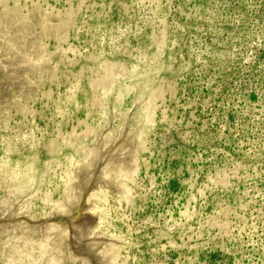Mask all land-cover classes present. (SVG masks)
Listing matches in <instances>:
<instances>
[{
  "label": "rangeland",
  "instance_id": "obj_1",
  "mask_svg": "<svg viewBox=\"0 0 264 264\" xmlns=\"http://www.w3.org/2000/svg\"><path fill=\"white\" fill-rule=\"evenodd\" d=\"M8 10L0 264L52 227L71 237L62 264H264V0ZM41 250L23 263L45 264Z\"/></svg>",
  "mask_w": 264,
  "mask_h": 264
},
{
  "label": "bare ground",
  "instance_id": "obj_2",
  "mask_svg": "<svg viewBox=\"0 0 264 264\" xmlns=\"http://www.w3.org/2000/svg\"><path fill=\"white\" fill-rule=\"evenodd\" d=\"M17 12H18V14H19V11H16V10H11V11H7V12H5V13H3V14H1V15H3L2 16V18H1V20H0V23H1V25H2V32H1V37H0V41H2V40H4L5 41V37L6 36H9V35H11V34H13L16 30L15 29H17L16 27V25H17V22H18V17L20 16V15H18L17 14ZM1 17V16H0ZM21 19V18H20ZM22 20H24V18L22 19ZM19 23V22H18ZM22 23V22H21ZM26 23V22H25ZM25 23H23V25H22V27H24V28H26L25 27V25H27V24H25ZM19 25V24H18ZM28 26V25H27ZM1 27V26H0ZM23 28V29H24ZM48 28V27H47ZM22 29V30H23ZM27 29H29V28H27ZM61 29V28H60ZM50 30V29H49ZM18 31V30H17ZM29 31H30V29H29ZM29 31L28 32H22L23 33V35L21 34V32L19 31V34H21V36H26V34H28L29 33ZM51 33V32H50ZM53 33V32H52ZM13 36V35H12ZM43 36V35H42ZM52 36V35H51ZM9 41V40H8ZM31 41V40H30ZM35 41V40H34ZM33 42V41H32ZM38 41H37V39H36V41L35 42H33L32 43V45L35 47V43H37ZM9 45H10V43H9ZM31 46V45H30ZM37 46H39V44H37ZM33 49V48H32ZM33 53V52H32ZM37 55V54H36ZM42 58V57H41ZM30 68V67H29ZM12 75V74H11ZM12 77V76H11ZM13 78H14V76H13ZM24 82V81H23ZM22 84V83H21ZM6 85V84H5ZM18 85V84H17ZM16 85V86H17ZM4 86V85H3ZM1 88H3V87H1ZM4 88H5V86H4ZM4 89H0V104H4L5 102H7V99H6V93L3 91ZM15 90V89H14ZM18 90V89H17ZM22 91H23V93L25 92L24 90H19V92H17V95H18V93L20 94V92L22 93ZM11 92V91H10ZM29 94V93H28ZM12 101V100H11ZM12 104L14 103V102H11ZM4 110H5V108H2V109H0V115L4 112ZM112 141H113V139H112ZM111 141V142H112ZM123 141V140H122ZM125 141V140H124ZM110 142V143H111ZM102 143H104V141L102 142ZM108 143V142H107ZM121 143V142H120ZM102 147H103V145H102ZM104 147H107V145L106 146H104ZM111 147V146H110ZM119 147V146H118ZM98 148V147H97ZM122 147H120V150H121V152H122V149H121ZM120 150H119V152H120ZM120 152V153H121ZM114 158H117V157H114ZM113 158V159H114ZM117 160H115L114 162L115 163H117L118 165H120V164H122L121 162H120V164L118 163V162H116ZM100 163V162H99ZM102 165V164H101ZM100 167H102V166H100ZM100 167H99V169H100ZM109 166H107V168H108ZM111 167V166H110ZM120 167H122V166H118L117 168V172L119 173L120 172ZM104 168V167H103ZM124 169H122V171H123ZM101 173H104V172H101ZM106 173V172H105ZM121 174V173H120ZM92 178H94V175L92 176ZM103 178V177H102ZM105 179V178H104ZM98 180V179H97ZM103 180V179H102ZM90 181H93L92 179H90ZM101 182V181H100ZM108 182V181H107ZM89 183V182H88ZM91 183V182H90ZM78 184V183H77ZM102 184V183H101ZM100 184V185H101ZM122 191V190H121ZM70 192V195L72 196L73 194H71V191H68V193ZM123 192V191H122ZM83 193V192H82ZM69 195V196H70ZM73 196H75V195H73ZM67 197V196H66ZM70 198V197H69ZM81 198V197H80ZM71 199H73V197L71 198ZM72 202V201H71ZM69 204V203H68ZM70 205V204H69ZM58 207V206H57ZM69 209V208H68ZM80 209V208H79ZM65 211V210H64ZM70 213V212H69ZM74 213V212H73ZM79 213V212H78ZM69 216V215H68ZM74 217V216H73ZM72 218V217H71ZM75 218V217H74ZM78 218V217H77ZM67 221H68V219H66ZM81 220V219H80ZM60 221V220H59ZM57 222V221H56ZM44 223V222H43ZM20 226V225H19ZM21 226H22V224H21ZM53 226V225H52ZM76 226H78V224L76 225ZM38 227V226H37ZM74 227V226H73ZM4 228V227H3ZM49 228V227H48ZM57 228V227H56ZM56 228H53L52 227V229H51V231L49 230H47L48 231V234H51V236H50V238H49V240H47V239H45L44 238V240H46L45 242L46 243H44L42 246L43 247H41L40 246V244H38V237H37V235H34V234H32V233H27V231L26 232H24V230L22 231V230H20V231H22V232H24V234L22 233V232H19L18 233V235H20V233L21 234H23L21 237L20 236H17V238H16V241H17V245L14 247V250L12 251L11 249V251L12 252H10V253H12L11 254V256H7L8 257V260H7V264H24L23 262L25 261V260H27V258H29V257H31V258H34V260H35V254L37 253H39L40 252V249L42 248L43 250H41L42 251V253L44 252V254H43V262H45V264H62L63 262H64V260L66 259L65 257V255L63 254V251H64V249L66 248H64V245H65V243H64V245H63V239L65 238V236H63L62 234H64V233H62V232H60L61 230H60V227H59V230H57ZM71 229H72V227H70ZM64 229H65V227H64ZM66 229H68V228H66ZM74 230L75 229H77V227H74L73 228ZM2 230V229H1ZM74 230H69V232L70 231H74ZM47 231H46V233H47ZM64 231H66V230H64ZM28 232H30V231H28ZM71 232V233H72ZM26 233V234H25ZM40 233V232H39ZM42 233V232H41ZM44 233V232H43ZM70 233V234H71ZM77 233V232H76ZM5 234V233H4ZM47 234V235H48ZM80 234V233H79ZM72 235V234H71ZM76 235V234H75ZM4 236H6V235H3V237ZM3 237H0V238H3ZM42 237H43V235H42ZM68 237H70V236H68V234H67V238ZM67 238H65L64 240H66ZM71 238V237H70ZM69 238V239H70ZM68 239V240H69ZM44 240L42 241V242H44ZM71 240V239H70ZM74 240H77V239H74ZM72 241V240H71ZM76 242V241H75ZM95 242H96V240H95ZM77 243V242H76ZM16 244V243H15ZM67 244V243H66ZM79 245L80 244H82V241H81V243L79 242L78 243ZM96 244V243H95ZM13 245L14 244H12V247L11 248H13ZM82 245H85L86 246V243L85 244H82ZM81 245V246H82ZM39 246H40V249H39ZM70 246V245H69ZM69 246H68V248H69ZM106 246H108V245H106ZM109 247V246H108ZM108 247H105V248H103L102 249V251L103 252H105V254L107 253V255H110V250H111V248H110V250L108 249ZM84 248V247H83ZM107 248V249H106ZM85 249V248H84ZM87 249V248H86ZM92 249H94V248H92ZM50 250H52L53 251V253L55 252V254L53 255V257L51 256V254L49 255V253H50ZM95 250V249H94ZM74 251V250H73ZM86 251V250H85ZM89 251V250H88ZM90 251H91V248H90ZM93 251V250H92ZM90 252V253H93V252ZM101 251V250H100ZM8 253H9V250L7 251ZM48 252V253H47ZM9 253V254H10ZM65 253H67V252H65ZM37 254H36V256H37ZM86 254H88V253H86ZM96 254V253H95ZM45 256V257H44ZM96 256H97V254H96ZM102 256H106V255H102ZM111 256V255H110ZM110 256H108V258L110 259ZM76 257V256H75ZM94 258V257H93ZM97 258V257H96ZM107 257L105 258V259H108ZM108 259V260H109ZM113 259V258H112ZM34 260H32V264H34L35 263V261ZM85 260H88V259H86L85 258ZM96 259H94V261H95ZM66 261V260H65ZM68 261V260H67ZM107 261V260H106ZM112 261V260H111ZM88 263H89V261H88ZM85 264H87V261H86V263Z\"/></svg>",
  "mask_w": 264,
  "mask_h": 264
}]
</instances>
